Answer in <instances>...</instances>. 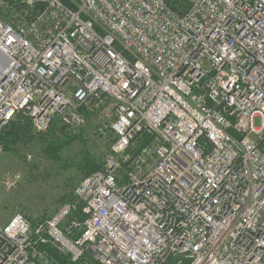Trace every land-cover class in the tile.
I'll use <instances>...</instances> for the list:
<instances>
[{
	"label": "built area",
	"instance_id": "built-area-1",
	"mask_svg": "<svg viewBox=\"0 0 264 264\" xmlns=\"http://www.w3.org/2000/svg\"><path fill=\"white\" fill-rule=\"evenodd\" d=\"M182 1L0 0V133L114 103L113 153L144 144L0 226V264H264V0Z\"/></svg>",
	"mask_w": 264,
	"mask_h": 264
},
{
	"label": "rangeland",
	"instance_id": "rangeland-1",
	"mask_svg": "<svg viewBox=\"0 0 264 264\" xmlns=\"http://www.w3.org/2000/svg\"><path fill=\"white\" fill-rule=\"evenodd\" d=\"M115 107L110 103L78 129L56 121L48 132L42 133L29 120L27 131L31 132L32 139H25L8 152L3 147L0 153V226L22 214L36 229L63 204L78 203L74 200L76 188L94 174L87 175L82 169L87 162L101 166V171L109 167L111 161L118 163L116 177L122 184L128 174L136 173L135 155L144 144L138 141L132 152L123 155L113 153L116 138L110 126L116 117ZM25 119L28 118L18 115L12 122L27 125ZM50 143H56L59 149H50ZM44 262L54 264L48 259Z\"/></svg>",
	"mask_w": 264,
	"mask_h": 264
},
{
	"label": "trees",
	"instance_id": "trees-1",
	"mask_svg": "<svg viewBox=\"0 0 264 264\" xmlns=\"http://www.w3.org/2000/svg\"><path fill=\"white\" fill-rule=\"evenodd\" d=\"M171 7L179 14H183L187 9L186 4H184L182 0H172ZM38 9L39 7H36L35 10L38 11ZM25 121L28 122L27 125H20L15 122H11L9 127H7L6 130L0 134V142L6 152L13 150L16 145L22 143V141H25L27 138H30L28 140L32 139L30 135L31 132L27 131L30 121L29 119H25ZM48 146L53 150L59 149V146L56 143H50ZM82 169L85 170V173L88 175L93 172L95 173L101 171L102 167L95 165L91 166V163L87 162ZM79 218L82 220L81 215H79Z\"/></svg>",
	"mask_w": 264,
	"mask_h": 264
}]
</instances>
